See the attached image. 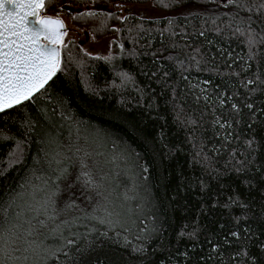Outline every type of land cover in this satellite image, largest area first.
<instances>
[{
	"label": "trees",
	"instance_id": "1",
	"mask_svg": "<svg viewBox=\"0 0 264 264\" xmlns=\"http://www.w3.org/2000/svg\"><path fill=\"white\" fill-rule=\"evenodd\" d=\"M148 4L168 15L117 9ZM65 5L94 39L117 33L113 55L67 33L44 94L0 114L5 205L50 175L46 152L90 154L96 204L28 237L55 228L47 264H264V0H46L42 13Z\"/></svg>",
	"mask_w": 264,
	"mask_h": 264
},
{
	"label": "snow or ice",
	"instance_id": "2",
	"mask_svg": "<svg viewBox=\"0 0 264 264\" xmlns=\"http://www.w3.org/2000/svg\"><path fill=\"white\" fill-rule=\"evenodd\" d=\"M228 2L233 3V0ZM45 9L46 0H0V113L43 95L49 81L61 71L67 28L59 16L41 15ZM81 15L94 16L96 13ZM89 156L84 153L76 162H71V157L60 152L50 157L46 152L44 163L50 175L36 177L41 185H33L28 179L20 187L24 189L27 185L31 192L21 191L10 196L7 205L0 200V264H29V255L13 254L22 246L24 252L37 257L31 264H47L38 251L39 245L34 247L35 241L28 237L33 236L37 226H46V220L39 219L41 215L48 220L55 218L56 197L63 191L62 183L69 190L77 185L85 191L99 188L87 162ZM77 163L79 170L74 181H70L69 168L75 170ZM37 192L43 193L40 200H37ZM18 200L22 203L18 204ZM74 206V201L66 204L68 208ZM67 243L71 245L74 241Z\"/></svg>",
	"mask_w": 264,
	"mask_h": 264
},
{
	"label": "rangeland",
	"instance_id": "3",
	"mask_svg": "<svg viewBox=\"0 0 264 264\" xmlns=\"http://www.w3.org/2000/svg\"><path fill=\"white\" fill-rule=\"evenodd\" d=\"M117 9L121 11L123 15L131 11L141 13L142 15L150 18H158L168 15V13L159 11L150 4L142 6H123L117 7ZM78 38V41L81 42V45L86 52L92 55H99L102 57H111L113 55V43L116 42V44H119V39L116 32H112L109 35L100 39H94L91 35L84 37L82 34H80ZM78 170L79 165H76L75 170L72 172V176L69 177L70 181H74L75 174ZM60 187L63 189V191L59 194V196L56 197V214L53 221L64 218L68 212L73 213L90 210L89 208H92L93 204L95 203V191L82 190L78 185L74 189L69 190L65 187V184L63 183L60 185ZM72 201L75 202V206L71 208L66 207V204L71 203ZM39 219L43 220L44 216L41 215ZM33 223L35 222L33 221ZM56 226L61 227L64 226V224H61V226L60 224H58ZM51 229V227L44 229L45 231L43 232V236L39 237L40 239H37V241L33 245L34 247L36 245H39L38 251L40 253H45L47 251V242H49L50 236L52 235L51 233H53V230L55 228L53 230ZM31 258L36 259L37 257L31 254Z\"/></svg>",
	"mask_w": 264,
	"mask_h": 264
},
{
	"label": "water",
	"instance_id": "4",
	"mask_svg": "<svg viewBox=\"0 0 264 264\" xmlns=\"http://www.w3.org/2000/svg\"><path fill=\"white\" fill-rule=\"evenodd\" d=\"M62 9H63V12H60L58 14L41 13V15H50V16H53V17L59 16L65 23V26L67 28V33H73L74 36H76V37L79 36L80 34H83L85 37L89 36L87 32H83V31H80L79 29H77L73 25V23H72V21H71V19L69 17V16L73 15L75 12L79 13L81 11V9H75V8H73L71 6H67V5L63 6Z\"/></svg>",
	"mask_w": 264,
	"mask_h": 264
},
{
	"label": "flooded vegetation",
	"instance_id": "5",
	"mask_svg": "<svg viewBox=\"0 0 264 264\" xmlns=\"http://www.w3.org/2000/svg\"><path fill=\"white\" fill-rule=\"evenodd\" d=\"M128 7V6H127ZM75 38H78V36L77 37H75Z\"/></svg>",
	"mask_w": 264,
	"mask_h": 264
}]
</instances>
